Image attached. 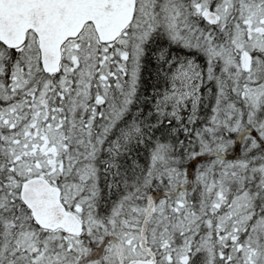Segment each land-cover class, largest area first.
Returning a JSON list of instances; mask_svg holds the SVG:
<instances>
[{
	"label": "snow or ice",
	"instance_id": "snow-or-ice-1",
	"mask_svg": "<svg viewBox=\"0 0 264 264\" xmlns=\"http://www.w3.org/2000/svg\"><path fill=\"white\" fill-rule=\"evenodd\" d=\"M0 264H264V0H0Z\"/></svg>",
	"mask_w": 264,
	"mask_h": 264
}]
</instances>
